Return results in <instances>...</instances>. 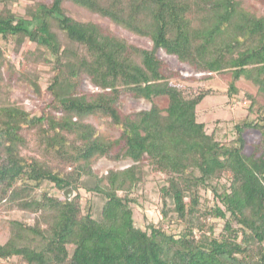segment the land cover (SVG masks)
<instances>
[{
  "label": "trees",
  "instance_id": "obj_1",
  "mask_svg": "<svg viewBox=\"0 0 264 264\" xmlns=\"http://www.w3.org/2000/svg\"><path fill=\"white\" fill-rule=\"evenodd\" d=\"M13 1L0 0V215L21 211L32 221L4 219L0 262L264 264V111L235 122L233 139H218L197 118L211 91L190 92L158 56L205 77L230 73V98L241 78L264 93V8L252 10L254 0H39L21 13ZM104 19L151 46L130 43ZM25 42L33 46L16 66L7 46ZM13 81L28 84L32 108L11 98ZM122 96L150 105L125 113ZM247 129L260 132L250 154ZM100 157L131 163L97 174ZM147 174L161 178L160 217L140 227L132 205ZM81 190L102 200L97 213Z\"/></svg>",
  "mask_w": 264,
  "mask_h": 264
},
{
  "label": "rangeland",
  "instance_id": "obj_2",
  "mask_svg": "<svg viewBox=\"0 0 264 264\" xmlns=\"http://www.w3.org/2000/svg\"><path fill=\"white\" fill-rule=\"evenodd\" d=\"M39 1V0H15L13 1L11 7L14 11L24 12V8L27 4ZM47 1V0H46ZM249 6L252 10L260 13L264 8V0H254L250 1ZM1 6V5H0ZM71 13L77 17L85 18L86 12L75 6L66 5ZM88 17H91L89 15ZM104 23L108 24L110 28L116 32L118 35L124 37L130 43L136 44L141 47L149 48L151 42L149 39L134 35L120 26L109 23L106 19L102 20ZM4 46L3 41L0 39V49ZM33 45L30 43H24L22 47L18 50H13L11 46H7L8 49L5 54H7L8 59L18 66L20 56L26 53L28 48ZM158 56L162 58L166 65V72L177 73L176 79L180 84L187 87L190 92L197 90L199 88L209 89L211 93L206 96L203 101L197 107V118L199 121H203L206 124L207 131L214 130L216 132L217 138L221 140H230L235 137L233 131L234 123L241 121L243 119L257 118L261 111H264V93L258 92L257 86L251 82L241 78L236 82V86L239 89L238 94L233 97L227 95L228 82L230 79V73H213L210 77H205V74L196 73L193 68L187 64L177 60L175 56L167 55L162 51L158 52ZM40 70H47V65H39ZM39 81L44 87L48 79L42 75L39 77ZM12 92L11 98L14 100H22L25 106L29 109L35 104L33 99V94L30 92V88L26 82L23 81H13L11 84ZM84 90H94L91 85L87 82L84 83ZM248 95H252L255 98V102H251ZM155 102L161 107H165L167 104V99L165 97H160L155 99ZM150 103L146 100L140 99L135 100L129 96H122L120 98V108L123 112L128 113L135 110H140L148 108ZM261 106V108H260ZM245 148L244 151L250 154L253 150L254 144L258 142L260 132L256 129H247L244 131ZM131 161L120 160L113 161L105 157H100L94 160L93 170L97 174H104L108 169L123 168L129 165ZM148 170V167H145ZM161 183V178L156 174H147L144 177V182L138 189L136 193L137 203L133 206V217L135 224L137 226L143 227L146 223L153 221L156 222L159 215L160 208V198L158 196V188ZM64 192V191H63ZM62 194L64 195V193ZM82 194L83 201L86 199H91L93 204V211L98 212L102 200L96 195H90L83 190L80 191ZM73 191L72 195L74 196ZM210 197L209 192L204 193V198L206 200ZM6 217L13 218H23L28 222L32 221V216L24 214L21 211H12L9 216L5 214L0 215V242H4L8 236V228L4 225V219ZM179 225L174 224L169 231L178 232ZM0 264H3L0 262Z\"/></svg>",
  "mask_w": 264,
  "mask_h": 264
},
{
  "label": "water",
  "instance_id": "obj_3",
  "mask_svg": "<svg viewBox=\"0 0 264 264\" xmlns=\"http://www.w3.org/2000/svg\"><path fill=\"white\" fill-rule=\"evenodd\" d=\"M63 193H64V196H65L66 198H71V197L73 196V195H72L73 191H72L71 188L66 189Z\"/></svg>",
  "mask_w": 264,
  "mask_h": 264
}]
</instances>
